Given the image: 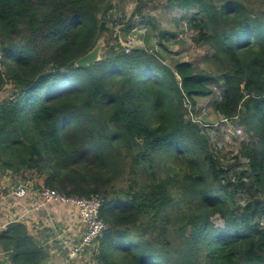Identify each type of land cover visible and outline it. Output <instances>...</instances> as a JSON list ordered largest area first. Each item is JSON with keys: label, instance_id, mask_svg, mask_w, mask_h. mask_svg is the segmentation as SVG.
Segmentation results:
<instances>
[{"label": "trees", "instance_id": "1", "mask_svg": "<svg viewBox=\"0 0 264 264\" xmlns=\"http://www.w3.org/2000/svg\"><path fill=\"white\" fill-rule=\"evenodd\" d=\"M251 1L170 0L212 51L206 70L119 45L77 67L115 33L111 0H0V169L100 195L97 264H264V11ZM205 98L255 138L227 163L187 119L183 102ZM0 247L12 264L47 256L22 223Z\"/></svg>", "mask_w": 264, "mask_h": 264}, {"label": "rangeland", "instance_id": "2", "mask_svg": "<svg viewBox=\"0 0 264 264\" xmlns=\"http://www.w3.org/2000/svg\"><path fill=\"white\" fill-rule=\"evenodd\" d=\"M113 4V11L111 13L112 24L115 27L116 19L120 16L121 21L127 22L131 15L135 2L137 1L142 6L141 10L136 9V13L139 14L140 19L143 20L144 27H139L137 21V28L132 31V24L128 27H124L121 30L119 37H115V34L105 31L98 43H100L99 56L105 53L111 46L120 48H143L147 51L156 53V56L167 66H172L174 61H184L192 63L193 65L208 70L207 63L204 61V57L210 56L212 51L208 46L203 43L196 42V33L189 27L188 18H184L182 10L177 6H172L170 0H149L150 4L142 0H111ZM135 1V2H134ZM252 9L256 11H264V1L253 0L250 3ZM183 15V16H182ZM154 22V27L150 23ZM120 25L121 22H120ZM164 32V40L161 38L160 33ZM119 45V46H118ZM11 86L6 85L2 91H0V101L11 97ZM218 100L217 94L215 95ZM193 108V114L195 117H200L202 110H205L206 115L200 118L202 123H206L210 126L214 125L216 128H210V146L211 150L217 153L222 159L223 163H227L230 158L237 155L242 146L245 143L254 140L250 132L238 124V121H229L225 123L220 121L217 113L214 111L212 98L198 100ZM29 172L28 180L31 181V188L40 190L43 187V180L41 185L36 180L43 179L37 174ZM6 172L0 169V177ZM13 175V174H12ZM20 177V174H17ZM239 203L244 202V198L238 199ZM56 210H59V205L52 206ZM215 223H220L219 220H215Z\"/></svg>", "mask_w": 264, "mask_h": 264}, {"label": "crops", "instance_id": "3", "mask_svg": "<svg viewBox=\"0 0 264 264\" xmlns=\"http://www.w3.org/2000/svg\"><path fill=\"white\" fill-rule=\"evenodd\" d=\"M32 174L36 173L32 171ZM28 175L29 172H21L20 177H17V174L12 175L10 171H6L0 177V232L10 223L25 225L35 242L47 253L43 264H97V245L85 249L74 259L67 256V249L63 248L60 238L67 235L73 242H77L83 232L77 215L68 207L59 205V210H56L52 207L54 205H51L33 214L27 212L30 205L38 201L37 190L31 188L32 183L28 180ZM42 180L36 181L41 185ZM21 185H24L27 191L26 196L16 198L18 196L14 191ZM0 264H12L10 252L1 247Z\"/></svg>", "mask_w": 264, "mask_h": 264}, {"label": "built area", "instance_id": "4", "mask_svg": "<svg viewBox=\"0 0 264 264\" xmlns=\"http://www.w3.org/2000/svg\"><path fill=\"white\" fill-rule=\"evenodd\" d=\"M146 2L148 5L150 4L149 0H142ZM135 2V1H134ZM137 5V1L135 2V7L132 13L135 11ZM106 20L112 22L111 14L106 17ZM122 18L119 16L116 19L115 23V36L118 38L123 27V23L121 22ZM139 22V27H144L143 20L136 17L132 22V32H134L137 28L136 22ZM120 22L122 25H120ZM209 48V47H208ZM210 49V48H209ZM3 60V54L0 49V64ZM214 96L217 94L218 100L222 99V90L218 87L213 86ZM216 98V97H215ZM186 111H187V119L190 120L193 124L199 126L200 128L210 130V128H216L215 124L210 126L206 123H202L200 118L205 116V110H202L200 117H195L193 114V108L196 106L192 104L190 101L185 100L183 102ZM225 123H228L229 120L227 119H220ZM211 138V137H210ZM28 186V184H26ZM26 189L24 185L19 186L15 191L14 194L18 197L16 198H23L26 195ZM38 201L32 203L28 208L27 212L30 214L36 213L39 210L46 209L47 206L51 205H60L66 206L77 215L79 222L83 228V232L77 242H73L69 236L65 235L64 237L60 238L61 244L63 248L67 249V256L70 259H74L78 257L85 249L89 247L98 245L99 239L102 238L104 232L108 229V225L100 218L99 212L103 204V198L98 195L94 194L88 198H77V197H66L59 193L58 191L48 188V187H41L40 190H37Z\"/></svg>", "mask_w": 264, "mask_h": 264}, {"label": "water", "instance_id": "5", "mask_svg": "<svg viewBox=\"0 0 264 264\" xmlns=\"http://www.w3.org/2000/svg\"><path fill=\"white\" fill-rule=\"evenodd\" d=\"M100 48H101V45L100 43L97 42L91 51H89L87 54H85L84 56L80 57L79 59L75 61V66L85 67V66L94 64L97 61H99L100 60V56H99Z\"/></svg>", "mask_w": 264, "mask_h": 264}]
</instances>
